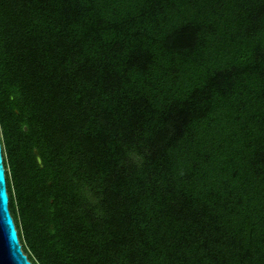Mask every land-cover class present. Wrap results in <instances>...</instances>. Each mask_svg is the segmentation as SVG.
Segmentation results:
<instances>
[{
    "label": "trees",
    "instance_id": "obj_1",
    "mask_svg": "<svg viewBox=\"0 0 264 264\" xmlns=\"http://www.w3.org/2000/svg\"><path fill=\"white\" fill-rule=\"evenodd\" d=\"M0 135L32 264H264V0H0Z\"/></svg>",
    "mask_w": 264,
    "mask_h": 264
},
{
    "label": "water",
    "instance_id": "obj_2",
    "mask_svg": "<svg viewBox=\"0 0 264 264\" xmlns=\"http://www.w3.org/2000/svg\"><path fill=\"white\" fill-rule=\"evenodd\" d=\"M38 161L41 162L39 157ZM9 202L0 135V264H32L22 249L16 224L10 212Z\"/></svg>",
    "mask_w": 264,
    "mask_h": 264
}]
</instances>
